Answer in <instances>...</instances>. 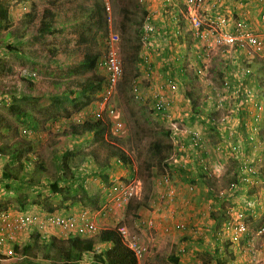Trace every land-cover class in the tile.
Instances as JSON below:
<instances>
[{
    "label": "rangeland",
    "instance_id": "374dc122",
    "mask_svg": "<svg viewBox=\"0 0 264 264\" xmlns=\"http://www.w3.org/2000/svg\"><path fill=\"white\" fill-rule=\"evenodd\" d=\"M0 3L8 6L10 20L8 29L0 28V65L9 68V72L1 70L0 68V150L3 156L0 160V174L1 170L8 169L15 170L14 174L18 176L26 174L27 182H35L38 185L33 186L28 183L21 186L18 185L19 187L16 192H18L20 196L27 194L28 202H33L35 200L38 202L40 201L43 204L44 210L50 206L55 211L61 210V212H63L62 215L65 213L64 216L76 218L77 221H79L81 214H83L82 212H85V217L93 221L98 228H101V226L105 224V222L101 224L105 219L111 220L112 217H116L114 221H112L113 226H126L133 233H136L141 241L148 246V252L145 257L139 261L140 264H143L144 261L148 264L149 259H152L151 261L154 262L150 261L149 264H174L170 260V257L179 246L175 244L177 236H172L170 239L171 242L170 240L167 242L169 238L166 237L165 239L167 241L163 242L162 246L159 242H155L156 245H152L151 243H153V241L151 239H155L152 231L153 228L146 229L138 225L139 221L142 220L141 217H143L145 213H160L162 210H166V203L164 198L159 194L158 184L160 181L161 186L164 185L165 188L168 187L169 183L164 184L162 179L164 181L165 176L169 174L172 180L173 176L170 170L171 166H167L166 164H174V158L180 153L178 148L174 149L175 145L173 144V150L169 157L163 159L166 153H162V156L157 155L158 153H155L152 145L158 140H162L165 143H175L177 140L174 137L176 132L174 129L177 128V126L180 128L186 126V120H188L189 123H187V127L191 129L194 128L195 121L203 128L207 127L212 136V141H216L218 136L217 131L219 130L220 141L223 144H227L228 147V140L230 142L231 147L227 148L229 154L233 155L234 153H239L238 149L241 150V147H236L233 139H230V135L228 137L222 135V132H225L223 124H220L219 127L213 124L207 125L206 119L203 118L206 109L208 113L214 111L215 117L217 116L216 120H219L224 114L229 113L231 105H233L232 102L236 99V95L228 91L225 93V96H223L220 93L222 89L225 91L222 83L229 81L233 82L234 85H239V80H237L235 75L227 74L226 72L229 70L224 72L225 77L218 75L219 72H222L221 69L224 67V63L212 52L208 61L213 66L210 73L212 74L211 86H214L216 89V91H214L215 93L211 95L205 84H198L201 80L200 77L202 74L204 75L203 71L199 73L198 79L196 77V79H194L196 70L192 72V70L189 69L186 72V76L193 80L190 79L191 81L189 80V82H187L181 75L175 76L178 81L179 89L175 92L174 97H178L177 104L181 115L185 113H192L193 115L185 114L187 117H182L181 115L172 117L169 108V117H167V115H163V113L156 110L155 99L160 94L169 95L170 92L164 87L159 88V84H153L154 79L152 76L155 74L156 70L151 72L146 66V62L143 60L144 52L149 51V48L139 39L138 31L145 23V10L147 9L144 8V5H142L139 0H109V9H101L102 11L97 15L95 11H93V8L94 6L100 7L104 5L102 0H0ZM31 9L35 10L37 19L32 27L30 26L24 31V28L20 26V20H22L24 14L28 13ZM47 10L55 15L52 32L37 36L36 30L41 26L42 22H44V20L42 21V17H46L44 12ZM165 11H171V6L164 5L162 12L165 13ZM103 13L107 14L108 17L107 25L104 22L106 18L103 16ZM8 30L9 32L14 31L15 35H8ZM21 30L23 33H21ZM114 32L120 35L118 47L124 68L123 78L114 94L110 97H106L105 94L102 93L103 97L101 100L97 97L94 103L84 110H81V112H73L68 121L63 120V118L61 119V117H58V119L52 116L46 117L47 112L53 105V97L51 94H66L70 92L72 88H76L79 85L87 86L89 82H91V79H93V75L103 76V74H105L101 69H89L79 62L84 59L87 53L97 52L103 55L107 50L111 33ZM84 35L89 37L86 42L80 41ZM15 36L20 38L19 47H16L17 44L15 41L17 37ZM139 43H141V47L139 50H136L135 47ZM8 45L17 50H9L7 47ZM214 58L217 60H215L216 64ZM245 64L246 62H240L239 65L244 67ZM259 66L261 65H258V67ZM66 69H69L70 73L62 77V74L67 72ZM232 69L233 66H231L229 72H231ZM253 71L251 73L252 75ZM257 73L250 77L248 81L251 80L254 84L259 78L262 80L260 82L264 83V72L258 71ZM29 74L35 79L32 83H29L24 77ZM155 75L157 76V74ZM208 75V80L210 81V74ZM204 79L206 80L207 78L204 77ZM233 79L237 82H234ZM135 80L139 82L140 90L144 96L143 99L136 98L132 91ZM54 85H56V87H54ZM190 89L193 93L192 96H194L199 103L198 107H194L192 99L187 97L189 93L188 90ZM255 89L256 90H252L254 96L242 97V94L239 95L240 100L243 101L241 103L242 106L248 99L252 105H254L255 101L258 99L264 104L263 90L256 87ZM234 90H237V88ZM27 97H30L31 100L29 101V105L25 106L24 98ZM210 97L215 98V100H212L210 106H207L208 103L205 105L204 100H209ZM187 98L189 102H187ZM224 98L228 99L229 108L226 106H213V102L218 103ZM15 103L25 106V108L37 118L36 130L26 133L20 131L21 128L27 129L8 109L11 104ZM202 107L205 108L201 110ZM238 107L240 108L239 105ZM189 109L192 110L188 111ZM94 116L102 117L111 122V131L114 136L118 137L119 143L130 156L132 164H112L113 166H110L108 173L109 177L113 179L111 180L112 184L109 188L103 191L101 190V192H103L101 196L105 197L106 201L100 202L98 209L91 207L84 208L79 204L73 207L75 211L68 212L69 210L65 208V204H68L69 201H64L61 196L54 197L51 195L48 192V190H50L48 184L53 180L54 173L59 167H63L68 171L76 162L80 161L74 157H67L64 155V146L73 150L76 154H84L92 144L88 142L87 145L83 146V144H81V146L78 142L70 141L69 138H67L69 136L66 137V135H64V137H62L64 132H70L69 127L71 123H78L88 117ZM200 118L203 119L199 121ZM262 118L263 123L264 117ZM118 123H121V125H118ZM261 124L258 122L257 132L255 131L257 134L252 136L253 141L250 142L251 145L256 143L261 145L262 141L264 146V129L261 131ZM196 132L202 136L199 131ZM240 138L245 139V136L240 135ZM15 147L18 148L20 156H16L13 163L10 165V152H13ZM209 154L214 158V163L219 159V156L221 159H224L222 157L225 155L219 151L213 153L212 150ZM172 157L173 160H171ZM243 158L244 160H251L253 155L252 153L249 154V152H246ZM228 161L230 164H226L228 171H230V173L234 172L237 159H228ZM23 162L28 163L27 170L21 169L22 167L20 164ZM39 163L45 166L44 173H38L37 166ZM81 167L83 169L86 168L85 165ZM196 167L198 170V166ZM208 167L210 174L213 173L214 177H216L215 173L217 175L219 174L216 172L215 166L208 165ZM218 168L220 169V167H217V169ZM95 169L96 164L93 163L91 168H88V173L84 175L87 176L89 174V176L86 177L87 186H92L91 190L93 191L91 192L93 193L99 190L98 188L101 183L100 178L94 175ZM232 175L233 174H231V176ZM260 175L264 177V170L260 171ZM216 178H220L219 181L210 182V180V183L208 184L206 182L204 186L203 184H198L199 190H203L205 196L210 187L216 195L225 196L230 190L231 183H234L233 178H228L227 175L223 176L221 174ZM242 179L243 177H241L240 181H237L240 190H243V186L245 185ZM133 180L141 183V190L135 198L119 204H115L114 201H111L110 197H108V191L113 185L129 184ZM246 188L250 190L248 195H246L248 191H245L243 194L242 191H240L239 194L241 198L236 201L237 203L231 206L234 201V199L231 198L232 202L226 201L225 207L235 210L241 209V207L245 205V202L249 201L250 197L255 199L258 196V192L264 190V184L260 183L258 187L252 186L251 184V186L249 185ZM6 192L12 194L13 190H6L0 185V212L7 210V212L18 211L19 206L15 203V198L5 197L4 194ZM200 200L201 196L199 197V201ZM207 204L210 203L207 202ZM35 210H37L35 211L37 215L40 214L38 208ZM255 215L256 217H253L248 213L245 218V221L251 228H256L260 221L257 212ZM117 218L119 221L116 220V222L115 219ZM218 229L220 231V228ZM210 233L212 234V232H209V234ZM211 234L209 235L210 237ZM53 235L58 238L67 237L66 234H62L61 232L53 233ZM17 240L18 241L15 243L20 246L18 253L14 254L13 250L10 254H7V250L6 253H2L4 257L10 258L8 261L12 259L21 260L23 258H28L33 260L35 264H51L50 261L45 259L42 255L28 250V248L26 249L28 243L26 234H21ZM262 242H264L263 238L257 239V247L262 244ZM13 244L14 242H9L8 248L12 249L11 246ZM204 246L205 244H198L199 250L203 249ZM1 250L2 247L0 248V253ZM199 258H201L202 264H214L213 262H209L207 256L201 251ZM86 259L91 260L92 257L89 256L86 257ZM180 264H186V262H181Z\"/></svg>",
    "mask_w": 264,
    "mask_h": 264
},
{
    "label": "crops",
    "instance_id": "0c3cea01",
    "mask_svg": "<svg viewBox=\"0 0 264 264\" xmlns=\"http://www.w3.org/2000/svg\"><path fill=\"white\" fill-rule=\"evenodd\" d=\"M172 2L173 3H171L170 5L171 11H165V13L162 12V9L164 7V5L162 4H164V0H146V4L144 5V8H146L148 14H150L151 20L155 23L157 27V31L155 32V34L153 35L151 34L149 36L148 43L145 44L148 46L149 51L144 52V55H148L150 57L151 64L149 65H152L151 72L156 70L155 74H157V76L155 74L152 76V78L154 79L153 84L155 85L159 84L160 85L159 88L164 87L165 89L169 90L170 83L173 81L172 79H174L175 76L181 75V77L185 81L189 82L190 78L186 76V72L189 69H191L192 72L196 70V72L194 73V79L196 78L198 79L200 73L199 71H203L204 75L202 74L203 77L202 76L200 77L201 80L200 83L198 84L199 85L205 84L209 93L212 95L213 93H215L214 86H211L212 74L210 73L211 69H213V66L208 61L210 57H207V53L214 52L217 55V57H219V59L222 61V63H224V67L221 69L222 71L225 72L227 70L230 71L231 66H233L232 71L231 72L227 71L226 73L235 76L237 74L241 75L240 77L241 84L234 86L236 88H241V87L246 88L247 86L249 88L247 90L250 91L247 92L248 95L250 94L248 97H251L253 95L252 90H256L255 87L257 86L255 82L253 84L251 80L248 81V79L253 75L250 74L248 76L247 74H245V71H243L244 68L248 67V65L251 63L250 62L251 60L248 61L241 53L240 49L229 47V48H225L226 50L224 51L223 48L217 47L212 33L205 41H197V39L193 37V34L189 35V30H190L189 25L187 23V20L182 15L181 12L182 7L181 4H179L180 2L178 0H173ZM248 4H251V7H248ZM207 13L209 15L215 14L214 17L216 16V14H219V16L222 17V21L226 25L224 28L232 33L234 32V28H233L234 22L236 20H244L256 33H258L264 39V2L262 1L219 0V4L215 8H212L208 5ZM217 21L219 22V17ZM262 59H264V57H262ZM214 60H216V58H214ZM240 62L241 63L246 62L245 66L244 67L240 66L239 65ZM180 69L181 71H178ZM195 74H197V76ZM208 74H210V79H211L210 81L208 80L209 77ZM204 77L207 79L205 80ZM223 77H225V75ZM234 81L237 82L235 79ZM168 97L170 100L171 116L172 117L180 116L181 113L177 104L178 97L175 98L174 95H170V93ZM212 100H215V98L212 99L210 97L207 106H210ZM187 102H189V99L187 100ZM242 102L243 101H241L240 98H236L232 102L233 104L236 103L239 104L240 108L237 105L233 108L234 109L233 113H229L230 119L226 125H223L225 128V132H222L223 136L225 135L226 137H228L230 135V139L232 138L233 142L239 145V147H241V150L238 149L239 153L233 152L234 153L233 155L229 154L227 149L231 147L229 140H228V144H229L228 147L227 144H223L220 141L219 139L220 131L218 130L217 131L218 136L216 141H212L211 140L212 136L210 134V131H208L207 127L203 128L201 125H198L197 121L194 122V128L192 129L190 127H187V123H189L188 120H186L187 121L186 126L181 128L177 126V128L174 129L176 130L174 137L177 140L175 143H173L175 145L174 149L178 148V150H180V153H178L177 156L174 158L175 161L174 164L168 163L171 166L170 170L173 179L170 181L168 187L166 188L164 187V185L163 186L160 185L161 184L160 181L158 184L159 194L161 195L162 198H164L166 203L165 204L166 210H162L160 213H155V212L145 213L144 216L141 217L143 221L149 219L154 221V226L152 227L153 228L152 231L155 239H151L153 241V243H151L152 245H156V243L159 242L162 246L163 242L167 241L165 239L166 237L169 238L167 241L169 242L172 236H177V240L175 244H177L176 246L178 245L179 246L178 248H176L173 255L178 258V262L174 264H180L181 262H186V264H194V263L202 264V261L200 260L201 258H199L200 251L201 252L202 251L204 252V250L210 251L216 248L215 247L216 245L212 243L213 233L214 232L217 233L218 228H220V231L218 233L220 239L221 238L224 239L222 236H225L226 234L225 224L228 221V208L225 207L226 206L225 202L226 201L232 202V200H229L228 197L221 198V200L219 201L213 198L212 200L208 196L206 198L204 195V191L199 190L198 187V184H200L199 182H197L196 184L197 187H195V190L193 192L189 191V186H191L192 180L193 179L198 180L199 174L202 172L201 169L199 171V167H202L201 159H205L208 165H213V167L215 166L216 172L219 173L218 175L215 173L216 177H219L221 174L223 176L227 175L228 178H233L234 182H237L238 180L240 181L241 177H243L242 163L244 160L243 156L244 154H246V152H249V154L252 153L253 155V158L249 160L250 163H252V166L254 168L260 169V171L264 170V160H263L264 146L262 141H261V145L258 143L251 145L249 142L247 143L245 141L246 137L247 136L249 137V135H251L250 133H253V129L252 128L248 129V131L245 133L246 136L245 139L239 138L238 134L235 133V132L242 133V128L240 127L241 122L244 123L247 122V124L252 125L254 107L249 99L245 104H243V106L241 105ZM225 106L227 107V104ZM191 110L192 109H189L188 111ZM185 114L193 115L192 113L190 114L185 113ZM185 114L181 116L187 117ZM167 117H169V113ZM203 118H205L206 122H208L207 109ZM203 118H200L199 121ZM214 124L218 125V127L220 126L217 123V120L214 122ZM261 125H262L261 126V131H262L264 129V122ZM194 130L199 131L206 140L207 146L203 153H201L200 151L196 152L195 149L193 150L191 143L189 141L191 136V131ZM235 136L238 138L237 141ZM88 142H91V139H89ZM211 150L213 151V153H215V151L224 153L225 155L224 157H222L224 159H221L219 156V159L214 163L213 162L214 158L209 154ZM228 159H237L235 163L234 172L230 173V171H228L226 165V164L230 165ZM171 160H173V157ZM196 166H198V171ZM217 167H220V169L219 168L217 169ZM185 170H188V172L190 170L192 173H186ZM211 170H212V166H211ZM231 174L233 175L231 176ZM209 177H211L210 178L211 181L209 180L210 182L219 181V179L222 178L220 177L219 179H217L216 177H214L213 173L210 174ZM250 177L251 178H248V181L243 186V190H241L242 194L245 193V191H248L246 195L250 193V190H247L249 187L246 188L247 185L251 186L252 184V186L258 187L260 183L264 184L263 176H261V178L259 179L253 178L252 176ZM209 181L207 182L208 184L210 183ZM162 182L164 184L166 183L165 181H163V179ZM202 184L203 186L205 185L204 182H202ZM261 191L258 192V195L262 193ZM200 196H201V200L199 201ZM240 198L241 197L236 198V200L233 201L231 206L235 205L237 203L236 201ZM207 202L210 204H207ZM260 203L262 205L261 201ZM67 205H69V203L65 204V207ZM259 207H257V209H255V211L253 212L252 214L253 217H256L255 215L256 212L259 213V215H261L262 217H264L262 212L259 211ZM71 211H75V209L73 210V207H71L68 212ZM233 211H235V209H233ZM55 212L61 213V215L63 214L61 210ZM114 218L116 217H112L111 220L105 219L101 224H104L105 222L106 225L105 224L102 225L101 228L99 227V229L102 230V228L113 226L112 221H114ZM116 220L119 221L118 218L115 219V221ZM177 223H182L184 227L182 229H176L175 225ZM141 227H145L146 229L148 228L145 225H142ZM59 232H60L59 229H53L50 231V234L59 233ZM209 232H212V234L210 233L211 237L209 236L210 235ZM262 243L264 244V242ZM198 244H205V246L203 247V249L199 250L200 248L198 247ZM109 247H110V243L103 244L99 242H95L93 246L95 253H100L102 251H105ZM6 250L8 251L7 254H10L12 252V249L8 248V246L4 247L1 250L0 258H4L2 253H6ZM220 251L223 250L220 249ZM231 255L233 256L234 253L233 254L231 253ZM89 256L92 257V254L89 253L87 255H84L82 261L79 264H92V259L91 260L86 259V257ZM262 256L264 257V247L262 249ZM8 259L10 258L5 257L4 261H7ZM151 260L152 259H149L148 262L150 263ZM209 262H213V261L211 260ZM228 262H230V259ZM235 262L236 264H241L236 260ZM0 264H2V262H0ZM143 264H147L146 261H144Z\"/></svg>",
    "mask_w": 264,
    "mask_h": 264
},
{
    "label": "trees",
    "instance_id": "16d2710c",
    "mask_svg": "<svg viewBox=\"0 0 264 264\" xmlns=\"http://www.w3.org/2000/svg\"><path fill=\"white\" fill-rule=\"evenodd\" d=\"M104 4V3H103ZM8 6H5L4 4L0 3V28H9L10 20H9V10ZM106 10V6L102 5L100 7L94 6L93 11H95L96 15L101 12L102 10ZM105 12V11H104ZM46 17H42V22L41 26L36 30V35L37 36H42L44 34H48L52 32V27L53 23L55 20V15L50 12V11H45L44 12ZM145 13H147V10H145ZM103 16H105V24H108V17L107 14L103 13ZM109 16V15H108ZM37 19V15L35 13V10L31 9L28 13H25L22 20H20V26L24 28V31L28 29L30 26L32 27L34 25L35 20ZM147 17L145 16L146 20ZM102 21V20H98ZM84 25V24H83ZM20 33V30H19ZM21 33L22 30H21ZM139 33V39L142 40L143 35H145L144 31V25L143 27L141 26V29L138 31ZM8 35H15L14 31L9 32L7 31ZM155 33H152V35ZM192 35L193 32L189 31V35ZM15 43L16 47H19L18 45L20 44V38L18 36ZM19 38V39H18ZM87 36H83L80 41L86 42L88 41ZM142 43V41H141ZM141 43L136 45V50H139L141 47ZM9 50H17L14 47L12 48L10 45L7 46ZM169 47V45H168ZM170 49V47H169ZM101 54L97 52H91L87 53L82 61L79 63L84 64V66H87L89 69L93 70H98L99 68V60L101 58ZM144 62H146L149 70L152 71V65L149 60H145L143 58ZM217 61V60H216ZM216 61L214 60L215 64ZM258 65H261L258 67ZM180 66V65H179ZM249 68L252 69L253 75L257 73L258 71L264 72V59L256 58L253 60L248 65ZM1 70H5L9 72V68H5L4 66L0 65ZM67 72L62 74V77L69 75L70 70L66 69ZM178 71H181L178 70ZM176 72V71H174ZM224 72H219V76H224ZM187 74V73H186ZM258 74V73H257ZM33 75V74H32ZM197 76V74H195ZM249 76V74H247ZM259 75V74H258ZM260 76V75H259ZM29 83H32L35 79L31 77V75H26L24 76ZM193 80L192 78H190ZM106 75L103 74V76H94L93 79H91V82L86 86H77L76 88H72L70 92L68 93H56V94H51L53 97V105L52 108L47 112L46 117H61L63 120L68 121L70 117L72 116L73 112H81V110H84L88 106H90L94 101L97 100V97L99 100L102 99L104 93L105 87H106ZM234 81V79H233ZM258 80L256 81V88L262 89L264 92V86L263 82H260ZM235 82V81H234ZM121 83V82H120ZM119 83V85H120ZM139 84V82H138ZM223 87L225 88V91L222 89L221 94L224 96L225 93L228 91L234 90L236 87L234 86L233 82H229L228 87L225 86L224 83ZM56 87V85H54ZM214 91L216 89L214 88ZM240 91H243V88H240ZM188 95L187 97L189 99H192L194 107H198L199 103L196 101L195 97L192 96L193 93L190 90H188ZM244 92V91H243ZM213 99V98H212ZM25 100V106L29 105V101L31 100L30 97L24 98ZM207 101L204 100L205 105L209 102L208 99ZM224 103L227 102V99H224ZM156 103V102H155ZM218 105L217 102L213 103V106ZM25 106L11 104L9 106V111L12 113V115L15 116V118L22 123V125H25L26 129H20V131L23 133H26L28 131H34L36 130L37 127V118L33 115V113H30ZM200 108V107H199ZM197 108V109H199ZM205 108V107H204ZM202 107L201 110L204 109ZM200 110V109H199ZM217 117H215L214 111H211L208 113V118L206 124L207 125H215L214 122L216 121ZM257 125L256 119L252 117V126L253 128ZM217 126V125H216ZM243 131L245 132H235L238 134L239 138L240 135H244L248 131L249 126L247 122H241L240 126ZM258 127V126H257ZM70 132L66 131L64 132L63 136L66 135L69 136L70 141L73 142H78L80 145L83 144L87 145L88 140L91 139V146L87 149L86 153H81V154H76L73 150L68 149L66 146H64V155L67 157H74L80 161L76 162L70 170L66 171L63 167H59V169L54 173L53 180H51L48 184V187L50 190L48 192L53 195L54 197L56 196H61L64 201H69V205L66 206V209H70L71 207H74L75 205H82L84 208L91 207L98 209L100 202L106 201V198L101 196L103 192L101 190H105L109 188L112 184L111 177H109L108 169L114 162L115 164H119L117 160H119L122 165H131L132 160L130 156L127 154L125 149L121 146V144L118 141V137L114 136V134L111 131V122L109 120H105L102 117H88L84 119L83 121H79L78 123H71L70 124ZM213 128V127H211ZM215 129V128H213ZM218 129V128H217ZM216 129V130H217ZM195 130L191 131V136H190V143L192 148L196 150V152L200 151L203 153L206 149V140L203 136L200 137V142L196 145H194L191 141L192 136L194 135ZM249 137H246V142L250 143L252 142L250 138H252L255 133H250ZM257 134V133H256ZM236 141L238 138L235 136ZM84 141V142H82ZM86 141V142H85ZM82 146V145H81ZM236 147L239 148V145L236 144ZM152 148L154 149L155 153L159 156H162V153H166L163 156V159H166L169 157L171 151L173 150V143H165L162 140L156 141L153 145ZM18 148L15 147L13 152H10L11 154V161L10 165L13 163L14 159L16 156H20L18 153ZM1 150H0V157L3 158L1 155ZM1 158V159H2ZM162 158V157H161ZM24 161V160H23ZM93 163L96 164V169L94 170V175L96 177L100 178V185H99V190L96 193H93L91 191L92 186H87V180L86 177L89 176H84L88 173V168H91ZM22 170H27L26 168L28 167L27 162H23L20 164ZM85 165L86 168L83 169L81 166ZM169 166V164H166ZM45 166L42 165V163H39L37 166L38 173H44L45 172ZM201 169V173L199 174L198 180L193 179L192 180V186L193 189L189 191L193 192L195 190V187L197 182L202 184V182L206 183L210 180L211 177L210 175V170L207 167L206 169L202 165V167H199V171ZM186 173H192L190 170H185ZM198 171V170H197ZM25 172V171H24ZM15 170H3L1 171L0 174V185L6 190H13L12 194L9 192H6L4 194L5 197H14L15 198V203H17V206H19L18 211H12V213L15 214H33L37 215L35 209L40 210V214L37 216L40 218L47 217L51 214H54L55 210L51 208L50 206L48 208L43 207V204L39 201H27L28 195L25 194L23 196H20L18 192H16L17 188L21 185H24L28 183L29 185H38L35 182L31 181H26V174L23 175H15ZM194 173V172H193ZM169 176V174H167ZM170 178V176H169ZM171 180V178H170ZM18 183V184H17ZM19 185V186H18ZM101 187V188H100ZM190 187V186H189ZM207 196L210 199H216V200H221L222 197L219 195H216L213 193L212 188L210 187L209 191L207 192ZM215 204V203H213ZM1 207V205H0ZM56 213V212H55ZM58 214V213H56ZM219 229L217 230V233H213V243L216 245L214 249L212 250H204V254L207 256L209 261H213L215 264H231V261L233 260V256L231 253H234V248L233 246L228 243L227 239H220L219 235ZM27 236V247L28 250H31L35 252L38 255H42L45 259L50 261L51 264H79L84 255H87L89 253L92 254V264H139L138 259L136 258L135 254L131 249L128 248V246L125 245L123 242L119 231L117 230V226L113 227H106L102 228V230L99 231V233L93 237V238H86L82 236H77L74 234H69L67 235L66 238H58L54 235L48 234L47 237H43L42 233H39L35 230H30L26 232ZM95 242L99 243H110V247L106 249L105 251H102L100 253H95V250L93 248ZM20 246L18 244L13 245V252L14 254L18 253V250ZM207 248V247H205ZM222 249L223 251H220ZM5 259V257L3 258ZM230 259V262H228ZM170 260L173 263L178 262V258L172 255L170 257ZM2 263L4 264H35L33 260H30L28 258H23L21 260L19 259H12V260H7V262L3 261Z\"/></svg>",
    "mask_w": 264,
    "mask_h": 264
},
{
    "label": "built area",
    "instance_id": "2783aa9c",
    "mask_svg": "<svg viewBox=\"0 0 264 264\" xmlns=\"http://www.w3.org/2000/svg\"><path fill=\"white\" fill-rule=\"evenodd\" d=\"M102 1L108 10L109 0ZM172 1L173 0H164V5L170 6L171 3H173ZM178 1L182 7V15L187 20L189 29L193 32V37H195L197 41H205L212 33L216 46L223 48L224 51L226 50L225 48L229 47L240 49L244 57L248 61L251 60L250 62L256 58L264 57V39L258 33H256L246 21L236 20L233 26L234 32L232 33L224 28L226 25L222 21V17L219 16V14H216L214 17L215 14L209 15L207 13L208 5L212 8H215L219 4V0ZM259 1L264 2V0ZM139 2L145 5L146 0H139ZM248 7H251V4H248ZM218 17L219 22L217 21ZM144 31L145 35H143L142 41L143 43L147 44L149 41V36L157 31V27L151 20L150 14L147 15V19L145 20ZM119 41L120 35L115 32L111 33L107 50L99 60V68L105 73L107 79V84L104 90L106 97H110L114 94L124 74L123 63L119 54ZM210 55L211 53H207V57H210ZM144 58L146 61H150V57L148 55H144ZM243 71H245V74L249 75L252 73L251 68L249 67L244 68ZM235 77L240 81L239 84H241V75L237 74ZM172 80L173 81L170 83L169 87V92L172 93L170 95H174L179 89L177 79L174 78ZM224 84L226 87H228L229 81H225ZM241 88H243L244 92H241L240 88L229 92H233L236 95V98H239L240 94H242V97L250 95L247 93L249 91L247 90L249 89L247 86L246 88ZM132 91L136 98L143 99L144 96L140 90L137 80H135L133 83ZM224 99H221L216 107H225V105L228 103V99L226 103H224ZM155 102L156 110L163 113V115H168L170 108V100L168 95H158V97L155 99ZM254 107L257 112V116L255 115L256 117L254 116V119H256V123H258L260 121V115L264 111V107L260 103H254ZM229 113H233V111H229ZM229 113L220 117V119L217 120V123L219 125H226L230 119ZM118 125H121V123H118ZM256 129V127L253 128V133L255 134L257 132ZM242 132L245 131L242 129ZM200 137L201 136L198 132L194 133L191 138L192 143L194 145L198 144L200 142ZM250 140L252 141L253 138H250ZM201 164L205 169L208 167L205 159H201ZM242 166V176L245 183L248 181V178H251L250 176L257 179L259 178L260 175L258 169L254 168L248 159L243 161ZM164 181L166 183H170V178L168 175L165 176ZM140 184L141 183L139 181L137 182L133 180L129 184L113 185L108 191V197H110L111 201H114L115 204L129 201L139 194L141 190ZM238 185L239 184L237 183L231 184L230 190L226 193V195L232 199L238 198L240 196V189L238 188ZM189 189L192 190L193 186L191 185ZM261 198L264 200V193H262ZM254 207H256V203L252 200H249L245 202V205H243L241 209L235 210L234 212L231 208L228 210L229 219L225 224L226 234L222 237L227 239L228 243H230L234 248V255L231 264H236L235 260L241 264H264V257L262 256L264 244L262 243L258 245V247L256 245L257 239H262L264 237V218L262 219L261 224L256 228H251V226H249L245 221L246 216ZM261 212L264 214L263 207L261 208ZM82 213L83 214H81L79 221H77L76 218L72 216L68 217L56 213L44 218H40L33 214L12 215L1 213L0 247L7 246L9 242H15L21 234H26L29 229L42 233L43 237H47V235L53 229H59L62 234L66 235L74 234L86 238L96 236L99 232V228L93 221L88 220L85 217V212ZM249 215L252 216V213H249ZM138 225H145L148 228H152L154 226V221L151 219L146 221L140 220ZM175 227L176 229H182L184 225L182 223H177ZM117 230L119 231L125 245L133 251L138 261L141 260L147 254L148 246L141 241L136 233H133L126 226H117Z\"/></svg>",
    "mask_w": 264,
    "mask_h": 264
},
{
    "label": "clouds",
    "instance_id": "9594fccd",
    "mask_svg": "<svg viewBox=\"0 0 264 264\" xmlns=\"http://www.w3.org/2000/svg\"><path fill=\"white\" fill-rule=\"evenodd\" d=\"M103 2V1H102ZM142 4V3H141ZM142 5H144V4H142ZM147 15H148V11H147V13H146V17H147ZM255 60V59H254ZM253 62V61H252ZM124 69V68H123ZM149 69V68H148ZM124 75V74H123ZM123 78V77H122ZM122 80V79H121ZM255 103H260L263 107H264V104L261 102V101H259V99L257 100V101H255ZM237 105H239V104H233V105H231V108H230V111H233L234 109V107L235 106H237ZM253 107H254V105H253ZM227 108H229V106H228V103H227ZM257 112H256V109H255V107H254V111H253V118H255L257 115ZM256 115V116H255ZM255 116V117H254ZM262 117H264V111L261 113V115H260V121H259V123L261 124L262 123V121H263V118ZM248 126H249V128H252L253 129V126L252 125H249L248 124ZM257 126H258V123H257V125L255 126L256 128H257ZM254 127V128H255ZM1 158V157H0ZM249 160V159H248ZM117 162L119 163V164H117V165H122V163L119 161V160H117ZM113 164H115L114 162H112ZM252 164V163H251ZM256 169H258V168H256ZM258 172H259V175H260V169H258ZM259 178H261V175L259 176ZM258 178V179H259ZM234 183H237V182H234ZM233 184V183H232ZM244 184H246V183H244ZM248 186V185H247ZM241 191V190H240ZM262 193H264V190L263 191H261ZM262 193L261 194H259L255 199H253L252 197H250V199L249 200H252V201H254L255 203H256V207H254L252 210H250V212L249 213H252L253 214V212L255 211V209H257V207H259V211L261 212V208L263 207L264 208V200H262V198H261V196H262ZM220 196V195H219ZM220 197H222V198H224V197H228V195H225V196H220ZM239 197H241V196H239ZM238 197V198H239ZM229 198V200H231V198L230 197H228ZM234 200H236V199H234ZM260 201L262 202V205H261V203H260ZM232 209V208H231ZM229 210V209H228ZM1 213H6V214H15V213H12V212H7V211H1L0 212V214ZM258 215H259V213H258ZM264 215V214H263ZM264 217H262L261 215H259V219H260V221L258 222V225L257 226H259L260 224H261V222H262V219H263ZM228 219H229V216H228ZM62 233V232H61ZM99 233V232H98ZM50 234V233H49ZM51 235H53L52 233H51ZM91 238H93V237H91ZM18 240H16L15 242H17ZM14 242V244H17V243H15ZM13 243V242H12ZM213 243V242H212ZM13 244V245H14ZM13 245L11 246V248H13ZM8 246V245H7ZM7 246H5V247H7ZM209 246V245H208ZM1 248V247H0ZM2 248H4V247H2ZM5 259H3V258H0V262H3ZM140 261V260H139Z\"/></svg>",
    "mask_w": 264,
    "mask_h": 264
}]
</instances>
